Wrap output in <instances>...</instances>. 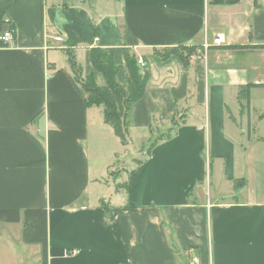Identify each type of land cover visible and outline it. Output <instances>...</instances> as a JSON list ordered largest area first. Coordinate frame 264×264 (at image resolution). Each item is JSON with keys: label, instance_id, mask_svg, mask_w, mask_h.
<instances>
[{"label": "crops", "instance_id": "0c3cea01", "mask_svg": "<svg viewBox=\"0 0 264 264\" xmlns=\"http://www.w3.org/2000/svg\"><path fill=\"white\" fill-rule=\"evenodd\" d=\"M70 43L99 86L92 47L121 85L143 58L127 145L87 106ZM179 46L187 66L156 51ZM154 125L175 129L136 157ZM118 158L137 161L110 179ZM0 239L28 264H264V0H0Z\"/></svg>", "mask_w": 264, "mask_h": 264}, {"label": "trees", "instance_id": "16d2710c", "mask_svg": "<svg viewBox=\"0 0 264 264\" xmlns=\"http://www.w3.org/2000/svg\"><path fill=\"white\" fill-rule=\"evenodd\" d=\"M65 48L68 56L70 68L86 93L87 106H102L104 114V122L109 124L115 134L120 138L123 145L129 143V128L131 125L130 111L134 102L141 99L147 89L150 79L148 69L142 67L137 60L135 54L127 53L125 55V65L127 69V80L125 85H121L116 81V75L119 71L112 51L103 50L100 47H92L90 49V60L95 71H99L106 79L105 86L97 85L94 72L84 74V68L77 60L73 44ZM163 58L177 56L187 66L191 55L196 53L194 46H179L165 50L163 53L156 50ZM258 84L249 83L240 89V97L245 98L247 104L250 101L251 89ZM232 118L233 116L230 115ZM174 126L179 122H173ZM175 128H170L167 134L157 137L152 141L147 150V155H150L151 150L159 140L169 138L170 131ZM131 264V263H128Z\"/></svg>", "mask_w": 264, "mask_h": 264}, {"label": "rangeland", "instance_id": "374dc122", "mask_svg": "<svg viewBox=\"0 0 264 264\" xmlns=\"http://www.w3.org/2000/svg\"><path fill=\"white\" fill-rule=\"evenodd\" d=\"M111 130V129H110ZM153 132H156V134H152V138L150 139V142H148V144H146L147 142L145 141L144 146H142L143 139L142 137L137 134L138 132L134 131V143L133 145L130 146V148H132L134 150V147L136 146V157H143L144 155L146 156L147 154V150L149 148V146L151 145L152 141H154L157 137L167 134L169 132L166 131V129L164 128H160L157 125L153 126ZM113 132V130L111 131ZM143 142V143H142ZM140 145V146H139ZM108 146H110L108 144ZM137 148H139L138 150H140L138 152ZM146 150V153L141 154V152H144V150ZM130 158V157H129ZM129 158H118L116 160H114L113 165L111 166L110 170H109V178L110 179H118V177H123V174L125 173V169L129 166H131L132 163H136L137 159L134 160H129ZM3 239H5L3 237ZM3 239H0V264H28L27 262V254H28V250L20 247L19 244H15V248H10V244L5 240V243L3 242Z\"/></svg>", "mask_w": 264, "mask_h": 264}, {"label": "built area", "instance_id": "2783aa9c", "mask_svg": "<svg viewBox=\"0 0 264 264\" xmlns=\"http://www.w3.org/2000/svg\"><path fill=\"white\" fill-rule=\"evenodd\" d=\"M3 38L6 39V40H10V39H12V38H13V34H12V32H11V31H6V32H4V34H3ZM57 40L61 41V40H62V37L58 35ZM214 41L217 43V42H220L221 39H220V37H217V38L214 39ZM137 60H138V63H139L142 67L145 66V62H144V60H143V58H142L141 56H138V57H137ZM193 261H194V262H197V261H198L197 257H194V258H193Z\"/></svg>", "mask_w": 264, "mask_h": 264}]
</instances>
